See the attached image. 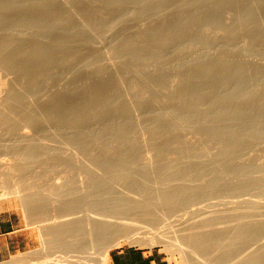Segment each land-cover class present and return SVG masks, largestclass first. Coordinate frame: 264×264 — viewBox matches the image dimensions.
I'll use <instances>...</instances> for the list:
<instances>
[{
  "label": "rangeland",
  "instance_id": "obj_1",
  "mask_svg": "<svg viewBox=\"0 0 264 264\" xmlns=\"http://www.w3.org/2000/svg\"><path fill=\"white\" fill-rule=\"evenodd\" d=\"M181 1L176 0L163 15H157L156 10L162 6L153 0L143 4L123 0L116 11L103 4V0H75L77 30L81 23L88 27L78 39L76 58L82 62L93 57L95 60L93 67L81 64L76 71L75 140L70 146L64 141L57 143L56 151L61 156L53 164L43 162L44 159L32 160L25 169L26 176L38 179L37 184H48L41 170L51 168L55 180L66 188L56 198L45 196L31 204L32 223L16 198L0 200V218L9 219L6 229H13L23 237L21 249L0 260L1 263L17 257L31 263L41 261L30 253L42 246L39 229L55 228L62 213H66L62 221L75 220L81 224L90 210H98L104 195L130 194L128 191L134 190L140 198L152 200L156 210H168L163 218L156 214L158 219H152L153 225L141 219V228L137 227L140 221L137 219L133 227L130 221L134 238L168 230L178 221L182 223L181 220L190 218L192 228H201L202 219L212 211H215L213 216L225 210L230 213L227 208L232 205L240 208L233 210L237 217L233 218L231 212L230 223L244 224L246 218L242 217L251 211L256 213V218L257 214L258 217L263 214L262 210L260 214L257 212L264 207L260 205L264 204V5L251 7L250 22L241 24L236 19L238 5L249 0H204L191 10L182 8ZM226 11L229 13L225 14ZM112 14L118 15L121 23L114 21L109 26ZM128 47L133 50L131 54L126 52ZM207 47L212 48L205 50ZM106 48L110 50L108 56L115 64L113 67H107L109 60H105L103 52ZM120 53L121 60L117 62ZM221 57L225 59L226 80L237 81V94L252 93L254 103L228 106L227 111L235 115L221 122L217 130H211L200 114L195 115L198 111L194 112L185 103V93L193 91L202 78L195 77L185 86L173 85L172 81L184 79L193 69ZM105 68L104 72L98 71ZM209 75L215 84V66ZM115 92H121L114 102L121 106V111L96 117L93 111L102 106L101 97H111ZM160 115L162 122L150 126ZM117 118L121 121L120 137L114 136L108 124L115 123ZM180 119L187 122L179 123ZM16 151L14 147L0 149V173L2 166L15 161ZM127 173L130 176L126 179ZM79 183L85 188L79 189ZM173 197L176 200H171ZM244 200L251 205L247 206ZM242 201L244 206L239 204ZM252 202H259V206L255 204L257 212L249 209ZM142 224L147 227L143 228ZM214 225L215 228L220 224ZM66 238L63 234L60 242L64 244ZM263 242L264 229L254 236L238 233L235 245L243 257ZM124 246L156 248L165 254L168 264H181L180 254L161 244L123 241L107 252ZM56 247V254L65 251L62 245ZM74 250H77L74 255L101 257L99 250L91 248L86 241ZM84 250L87 253H82ZM212 258L209 261L214 263ZM193 261L204 264L208 260L204 251L197 249ZM256 262L263 263L264 258Z\"/></svg>",
  "mask_w": 264,
  "mask_h": 264
},
{
  "label": "bare ground",
  "instance_id": "obj_2",
  "mask_svg": "<svg viewBox=\"0 0 264 264\" xmlns=\"http://www.w3.org/2000/svg\"><path fill=\"white\" fill-rule=\"evenodd\" d=\"M122 1L103 0V4L116 11ZM134 1L143 4L147 0ZM203 1L183 0L179 5L185 10H191L200 6L204 3ZM153 2L157 6H162L156 10L157 15H163L165 10L176 0H153ZM263 5L264 0H249L238 5L237 22L247 24L252 18L250 8ZM228 13V11L225 12V14ZM75 14V0H0V149L14 147L17 150L15 161L1 167L3 172L0 173V200L16 198L22 212H25V217H29L31 223L34 222L30 215L31 204L45 196L56 198L66 187L55 180V173L51 168L41 170L45 176L44 179L49 180L48 184L42 183L43 185L37 184L38 179L36 180L34 176H26L25 169L32 160L44 159L46 161L43 160V162L53 164L57 160L56 157L61 156L57 152L58 150L56 151L57 143L64 141L68 142L67 145L70 146L75 140L74 133L77 129L76 71L81 64L91 68L95 62L94 57L88 62L77 61V42L79 38L83 37L82 35L88 27L87 24L81 23L79 33ZM117 16L111 15L109 26L114 21H117V24L121 23ZM119 46L121 49V44ZM211 48L207 47L205 50ZM103 52L105 60H109L107 67H113L115 64L108 56L110 50L106 48ZM126 52L131 54L133 50L128 47ZM118 58L117 62L121 60V53ZM224 63L225 59L221 57L214 63H205L200 68L193 69L184 79L172 81L173 85L181 83L182 86H185L195 77L202 78V82L195 85L193 91L185 93V103L186 107L192 108L194 112L198 111L195 115L200 114L202 122H208L205 126L211 130H217L221 122L223 123L235 115L233 111L229 109L227 111L228 106L234 104L240 106L244 102L248 104L250 101L254 103L252 93L237 94L239 91L237 81L226 80L227 72ZM212 66H215L217 71L215 84L209 75ZM105 70L106 68L98 71L104 72ZM96 97L98 96L96 95ZM119 97H121V92H115L111 94V97H101L102 106L93 111L94 115L99 117L104 113L117 114L120 112L121 106L114 104ZM108 101L110 103L107 105ZM162 120L163 116L160 115L153 119L149 125H158ZM184 122H187V119L179 120V123ZM108 124L114 136L120 137V119L117 118L115 123ZM244 172L243 170L242 173ZM129 176L130 173H127L125 178L127 179ZM143 177L146 178V176ZM78 188L84 189L85 185L79 183ZM128 192L130 194L119 193L108 197L104 195L98 210H90L81 224L75 220L73 222L62 221L61 218L66 215V213H62L58 215L59 220L55 228L39 229L38 234L43 236L40 238L42 246L30 253L36 255L41 261L31 263L22 257H17L0 263L91 264L90 262H93V264H105V256L109 248L123 241H129L138 245L161 244L167 250L178 252L181 256V264H195L193 259L197 249L203 250L205 253L208 261H205L204 264H264V262H256L257 259L264 258V242L258 249L243 257L237 252L235 245L238 233H242L244 236L262 233L264 212L263 214L259 212L264 211V207L261 209L260 206V211L257 209V212L256 206H259V202L258 204L252 202L254 203L252 209L249 207L250 210L254 208L260 214L259 217L258 214L257 218L254 217L256 213L253 211L248 215L244 214L242 218L246 219L241 225L230 223L233 220L231 212L234 213L232 215H235L233 218L237 217L233 210L236 211L240 208L236 203V209L232 207L233 205L229 206L231 209L227 208L230 213L225 209V211L223 210L226 213L224 215V212L219 213L218 210L217 212L221 215H216V212V216H213L215 211L207 213L208 215L202 219L201 228L199 226L192 228L193 223H189L190 218V220L186 219L188 222H184L186 220H181L182 223L178 221L175 227L168 228V230L166 228L164 231L153 232L154 234L147 232L148 235L150 234L149 236L134 238L130 221L133 223L134 220L140 219L139 222L135 221L139 223L137 227H140V224L145 220L147 221L143 223L149 220L148 225H153L152 219L167 216L168 210L164 208L156 210L157 205H154L152 200L140 198L141 195L134 190ZM135 194L138 197L132 196ZM171 200H176V198L173 197ZM244 201L247 206L251 205L247 200ZM105 202L108 203L105 204L106 206H104ZM242 203L245 204L243 201L239 204ZM243 204L241 206H244ZM255 204L257 205L255 206ZM246 205L244 209H247ZM260 205L264 204L260 203ZM69 207L68 205L67 208ZM194 212L191 213L194 215ZM156 214L157 217H155ZM205 215L203 214V216ZM187 223L190 224V228ZM216 223L221 226L212 227ZM145 225L143 228L147 227V224ZM133 227H135V223H133ZM63 234L67 235L64 244L60 242ZM82 241L88 242L91 248H97L101 257L74 255L73 253L77 251L74 249ZM50 243L51 245H49ZM58 245L65 247V251L56 254ZM82 253L87 252L84 250ZM211 256L215 260L214 263L209 261ZM19 260H23V262H19Z\"/></svg>",
  "mask_w": 264,
  "mask_h": 264
},
{
  "label": "crops",
  "instance_id": "obj_3",
  "mask_svg": "<svg viewBox=\"0 0 264 264\" xmlns=\"http://www.w3.org/2000/svg\"><path fill=\"white\" fill-rule=\"evenodd\" d=\"M9 219L0 218V260L10 257L21 249V233L8 227ZM14 228V227H12ZM107 264H168L165 254L156 248L124 246L111 249L106 254Z\"/></svg>",
  "mask_w": 264,
  "mask_h": 264
}]
</instances>
